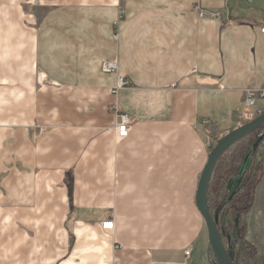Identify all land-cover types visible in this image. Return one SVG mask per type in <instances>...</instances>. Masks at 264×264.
Instances as JSON below:
<instances>
[{
    "label": "crops",
    "instance_id": "crops-1",
    "mask_svg": "<svg viewBox=\"0 0 264 264\" xmlns=\"http://www.w3.org/2000/svg\"><path fill=\"white\" fill-rule=\"evenodd\" d=\"M263 24L264 0H0V264H215L196 195L264 88Z\"/></svg>",
    "mask_w": 264,
    "mask_h": 264
},
{
    "label": "water",
    "instance_id": "water-1",
    "mask_svg": "<svg viewBox=\"0 0 264 264\" xmlns=\"http://www.w3.org/2000/svg\"><path fill=\"white\" fill-rule=\"evenodd\" d=\"M253 134H255V140L251 147L247 150L244 159L238 167L236 175L234 177H230L227 181L226 188L230 192L227 200L232 201L234 196L242 190L244 177L253 161V154L258 150L264 141V111L251 121H248L247 123L232 130L216 142L209 153L207 163L199 180L196 204L206 223L209 243L215 256V264H235V255L233 252H228L223 242L219 228V211L221 206L217 207L214 213H212L210 209L209 189L212 177L222 156L233 145Z\"/></svg>",
    "mask_w": 264,
    "mask_h": 264
},
{
    "label": "rangeland",
    "instance_id": "rangeland-1",
    "mask_svg": "<svg viewBox=\"0 0 264 264\" xmlns=\"http://www.w3.org/2000/svg\"><path fill=\"white\" fill-rule=\"evenodd\" d=\"M252 136L254 137L252 138L251 142H249L250 139L249 137L251 136L246 137L245 139L233 145L230 148L231 151L229 150L230 152H227L222 156V158L220 159V161L218 162L215 168L216 179L223 172L228 170L231 166L238 169L240 163L242 162V160L246 155L247 150L251 147L252 143L255 140V135ZM263 143L261 144V146L263 145ZM263 152L264 150L259 148L258 152L254 155L255 156L254 160L257 162L261 161ZM263 174H264V164L262 166L261 179L263 178ZM259 175H260V171H259ZM225 189L222 191L223 195L227 193ZM245 221H246L245 222L246 229L244 233V239L243 242L237 245V249L239 252L238 262L240 264H264V198L261 200V202H259L255 206H253L252 204V207L245 213ZM206 231L207 234L204 233L203 236L197 242L198 249L199 248L202 250L204 249V242L208 238L207 228ZM244 245H247L248 247L245 248ZM211 252L212 255L214 256L212 247H211Z\"/></svg>",
    "mask_w": 264,
    "mask_h": 264
},
{
    "label": "flooded vegetation",
    "instance_id": "flooded-vegetation-1",
    "mask_svg": "<svg viewBox=\"0 0 264 264\" xmlns=\"http://www.w3.org/2000/svg\"><path fill=\"white\" fill-rule=\"evenodd\" d=\"M236 173L231 177H234ZM229 178L230 177H228L226 180V186ZM226 192L227 193L225 194V198L223 197L224 199H220V202L217 205V207L221 206V209L219 211V228L221 231L223 242L228 252H233L235 255V264H240L238 262L239 252L237 249V245L243 242L246 229L245 213L248 211L251 205H245L242 202L241 198H239L241 191L234 196L232 201L227 200L230 194L227 188ZM217 207L212 209L211 212L214 213ZM244 247L246 248L248 246L244 245Z\"/></svg>",
    "mask_w": 264,
    "mask_h": 264
},
{
    "label": "built area",
    "instance_id": "built-area-1",
    "mask_svg": "<svg viewBox=\"0 0 264 264\" xmlns=\"http://www.w3.org/2000/svg\"><path fill=\"white\" fill-rule=\"evenodd\" d=\"M120 1H124V0H120ZM201 15L205 16V15H209V13L207 11L201 10ZM260 30L264 34V24L260 26ZM102 68L105 72H114V71L118 70V65H117L116 61H113V62L105 61L102 64ZM128 84H129V81L125 80L123 76L119 75L118 80H117V84L113 88V92L115 94H117L121 88L127 86ZM245 93H246L245 106L247 109H245L243 111L242 117L245 120L251 121L256 116L261 114L262 111H260L255 116V114H253L248 108L255 106L258 103L259 99H261V98L264 99V88L263 89L248 88L245 90ZM113 109L115 110V112L117 114V123L115 126L116 139H117V141H121L122 139H125L126 137H128V135L130 133L131 125L133 123V120L131 119V117L127 113L121 112L118 109L117 105L113 106ZM103 229L106 231H113L114 230V221L113 220L105 221L103 223ZM190 252H191V249L187 248L185 253L187 256H189Z\"/></svg>",
    "mask_w": 264,
    "mask_h": 264
},
{
    "label": "trees",
    "instance_id": "trees-1",
    "mask_svg": "<svg viewBox=\"0 0 264 264\" xmlns=\"http://www.w3.org/2000/svg\"><path fill=\"white\" fill-rule=\"evenodd\" d=\"M257 152L258 150L253 154L252 164L249 170L246 172L243 181V188L239 195V198H241L242 202L248 206L249 205L252 206L254 202L256 188L262 176L261 173H262V166L264 164V160H261L259 162L254 160L255 157L254 155ZM237 170H238L237 168L231 166L228 170H226L220 176H218L217 179L215 178L214 182L210 185L209 205L211 210L217 207V205L220 202L219 201L220 199H222L223 197L225 198V195H223L222 191L226 187V180L228 177L234 175L237 172ZM259 171H260V175H259Z\"/></svg>",
    "mask_w": 264,
    "mask_h": 264
}]
</instances>
